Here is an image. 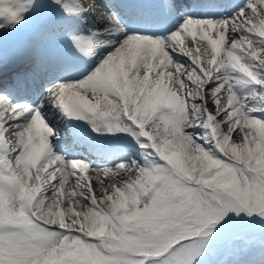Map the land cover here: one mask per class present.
Returning a JSON list of instances; mask_svg holds the SVG:
<instances>
[{
	"label": "snow or ice",
	"instance_id": "1",
	"mask_svg": "<svg viewBox=\"0 0 264 264\" xmlns=\"http://www.w3.org/2000/svg\"><path fill=\"white\" fill-rule=\"evenodd\" d=\"M121 7L0 0V65L7 37L28 29L16 66L0 72V264H264V241L257 256L253 239L234 236L243 260L214 247L243 224L234 217L264 222V0L230 18L187 16L166 40L129 34ZM158 12L177 17L180 5L164 0ZM89 17L106 25L85 56L95 67L53 77L71 70L55 55L60 44L84 55L76 31ZM46 108L101 135H131L139 158L99 168L57 154ZM122 171L132 174L124 182Z\"/></svg>",
	"mask_w": 264,
	"mask_h": 264
},
{
	"label": "bare ground",
	"instance_id": "2",
	"mask_svg": "<svg viewBox=\"0 0 264 264\" xmlns=\"http://www.w3.org/2000/svg\"><path fill=\"white\" fill-rule=\"evenodd\" d=\"M110 2V1H109ZM73 3L75 5L78 6V0H73ZM116 4L115 2H111ZM69 10H73L75 11L73 8H70ZM63 13V12H61ZM205 14L206 17L204 18H200V19H213V20H219V19H225L228 18L226 17L228 14H232L234 13V11L228 10V9H220L217 11H208L207 9L201 10V11H197L195 12V14ZM76 17L72 16L70 17V19L74 20ZM194 18H198V17H194ZM96 23H94L91 19L87 18L84 21V26L86 27H90L88 28L89 30L86 32H83V28L84 26H79L80 31H82L83 34H79V37L84 39L83 41L85 42V44L83 45L86 52L84 53V55H82L81 60L85 61V67L88 66H94L95 64L93 63L92 60L89 59H85L86 55H90V49L92 47V43L94 41H96L97 39L103 41L105 39H107V37L104 35L105 33V28L106 25L104 23V21L102 19H96L95 18ZM178 22H176L175 20L172 21L168 26L163 27L162 29H158V27H145V29L149 30L152 34L151 35H145V34H140V35H144L147 36L148 38H153V37H157V38H163V39H167V37L169 35H171L172 33L175 32L174 29L177 28ZM183 23V22H180ZM132 32H129V34H139L138 32L136 33L135 31H143L144 29L140 28V26H137L136 23H134V25L130 26ZM158 31V32H157ZM148 32V31H146ZM93 33H98L100 34L98 37L93 35ZM156 33H159L158 35ZM17 34L15 35H9L7 37L13 39V37H15ZM0 38L3 39L2 34H0ZM101 51H104L105 54L111 52V49H101ZM76 57V53L73 52L71 53V56ZM69 56V55H67ZM77 59H79L80 57L77 56ZM178 59L180 60L181 63L186 62L185 57H178ZM18 60H13V61H8L7 66L3 65L0 66L1 68H4L5 70H10L12 69L14 66H16ZM83 69H81L82 71ZM79 71V73L81 72ZM52 76L53 77H57L59 78L60 76H64V73L61 71V69L59 68H54L52 70ZM71 79V78H70ZM256 89L249 87V88H242L238 90L239 95L241 96H245L248 95L250 96ZM35 100L36 103L39 102V100H36L35 98H33ZM39 99H43V96H40ZM30 103L33 102L32 100L29 101ZM250 106L251 105H255V106H261L257 101H248ZM45 113L46 114H53V116L56 118V123L61 125L62 123L64 125L65 124V119H58V117H60L61 113L55 109L52 110H48L47 108L45 109ZM255 115H257L258 117L261 116V113H256ZM62 116V115H61ZM68 119V118H67ZM69 122H74L75 120H70L68 119ZM238 131V130H237ZM233 138H235L238 141V138L236 136L235 133H233ZM52 139V138H50ZM118 141L120 143H118ZM71 142L74 143V141L70 140H66L65 143H62L60 145L57 146V154L63 155L67 154V149H65L66 145ZM74 145L77 147L75 153L71 154L70 158L68 159H80V160H86L88 161L90 164H92L93 167H99V168H114L117 164H119L121 161H127V160H132V159H138L139 158V146L137 145L136 141L133 139V137L127 133H117L114 135H110L109 136V147L103 148L102 145H100L101 147H93L91 145L87 144H80L78 142H75ZM104 145V144H103ZM70 154V153H68ZM83 174V173H82ZM92 182V186L93 189L96 188L97 189V200H100V189L98 187L99 185V181L95 178V173H93L91 170H89V172L86 174ZM130 175H132L129 171H122L117 177H115L117 180H120L121 182L126 181ZM102 179H105L102 177ZM110 182V178L105 179V183H104V187L107 188L108 183ZM71 187V182H69V184H67L65 186L66 191L69 190ZM95 191V190H94ZM66 200V198H65ZM77 209V211L81 210V206H76L74 205ZM103 207V205H101ZM86 210V208H85Z\"/></svg>",
	"mask_w": 264,
	"mask_h": 264
},
{
	"label": "rangeland",
	"instance_id": "3",
	"mask_svg": "<svg viewBox=\"0 0 264 264\" xmlns=\"http://www.w3.org/2000/svg\"><path fill=\"white\" fill-rule=\"evenodd\" d=\"M233 142H237V140L235 138H233ZM71 188V187H70ZM95 193L97 194V189L94 188ZM77 209V208H76ZM234 219H236L237 221H242L243 224L235 229L232 232H229L228 234L222 236L216 243V245H214V247L218 248L221 251V247L224 246H229L230 248L235 245H240L241 241L235 240L234 241V236L236 235H243V234H247L251 239L255 237V235H257V241L261 242L263 238L264 241V222L259 221L257 218L253 217V218H249L247 215L242 214L240 217H234ZM203 238L201 237L200 240H202ZM191 247V245L189 246ZM190 252V250L186 249L184 250L183 253L175 256V257H169V260L172 259H182V256L187 255ZM212 260L215 261L216 259H218V256H211Z\"/></svg>",
	"mask_w": 264,
	"mask_h": 264
}]
</instances>
